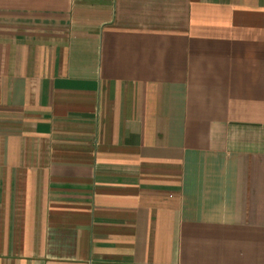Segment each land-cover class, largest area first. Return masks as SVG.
Listing matches in <instances>:
<instances>
[{"label":"crops","instance_id":"1","mask_svg":"<svg viewBox=\"0 0 264 264\" xmlns=\"http://www.w3.org/2000/svg\"><path fill=\"white\" fill-rule=\"evenodd\" d=\"M0 264H264V0H0Z\"/></svg>","mask_w":264,"mask_h":264}]
</instances>
